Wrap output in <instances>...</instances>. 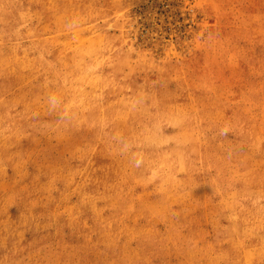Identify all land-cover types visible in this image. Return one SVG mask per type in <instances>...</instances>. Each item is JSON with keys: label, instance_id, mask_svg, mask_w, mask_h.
Returning <instances> with one entry per match:
<instances>
[{"label": "rangeland", "instance_id": "rangeland-1", "mask_svg": "<svg viewBox=\"0 0 264 264\" xmlns=\"http://www.w3.org/2000/svg\"><path fill=\"white\" fill-rule=\"evenodd\" d=\"M0 264H264V0H0Z\"/></svg>", "mask_w": 264, "mask_h": 264}]
</instances>
